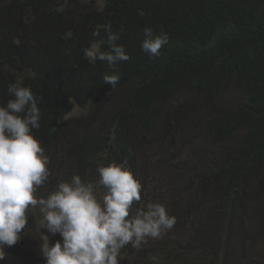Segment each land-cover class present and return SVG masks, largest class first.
Wrapping results in <instances>:
<instances>
[{
    "label": "trees",
    "instance_id": "16d2710c",
    "mask_svg": "<svg viewBox=\"0 0 264 264\" xmlns=\"http://www.w3.org/2000/svg\"><path fill=\"white\" fill-rule=\"evenodd\" d=\"M16 169L87 234L47 264H264V0H0Z\"/></svg>",
    "mask_w": 264,
    "mask_h": 264
},
{
    "label": "rangeland",
    "instance_id": "374dc122",
    "mask_svg": "<svg viewBox=\"0 0 264 264\" xmlns=\"http://www.w3.org/2000/svg\"><path fill=\"white\" fill-rule=\"evenodd\" d=\"M79 113V110L75 111V115ZM210 150L209 147V154ZM20 169L0 170V209L4 208L1 219L5 224L0 233V264H47L54 263L67 251L73 254L80 249V241L87 238L84 226L64 223L43 200L50 193L49 186L45 187L47 180L33 174H21ZM153 172L161 180L160 175H164L166 169L156 168ZM4 196L10 201L6 202ZM25 220L31 222V227L19 235H11V230L16 228L13 225ZM14 239L21 243L22 249L13 244ZM258 248L264 249V244H259ZM105 256L107 264H115V258L116 264H123L124 259L126 263L131 260L126 254L114 251Z\"/></svg>",
    "mask_w": 264,
    "mask_h": 264
},
{
    "label": "clouds",
    "instance_id": "9594fccd",
    "mask_svg": "<svg viewBox=\"0 0 264 264\" xmlns=\"http://www.w3.org/2000/svg\"><path fill=\"white\" fill-rule=\"evenodd\" d=\"M20 245H21V243H20ZM71 258H72V261H73V262L77 261V258H76L75 256H72ZM57 259H58V258H57ZM105 260H106V262L108 263L106 256H105ZM56 261H57V260H56ZM116 261H117V258H115V264H116ZM54 263H55V262H54ZM107 263H106V264H107ZM110 264H111V263H110ZM112 264H113V263H112Z\"/></svg>",
    "mask_w": 264,
    "mask_h": 264
}]
</instances>
